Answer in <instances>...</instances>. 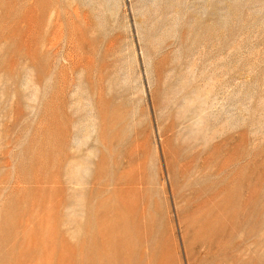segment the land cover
<instances>
[{"label":"rangeland","instance_id":"1","mask_svg":"<svg viewBox=\"0 0 264 264\" xmlns=\"http://www.w3.org/2000/svg\"><path fill=\"white\" fill-rule=\"evenodd\" d=\"M0 264H264V0H0Z\"/></svg>","mask_w":264,"mask_h":264}]
</instances>
